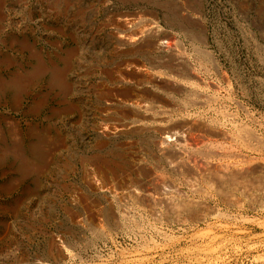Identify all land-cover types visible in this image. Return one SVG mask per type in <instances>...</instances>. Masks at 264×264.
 Wrapping results in <instances>:
<instances>
[{
	"label": "rangeland",
	"instance_id": "obj_1",
	"mask_svg": "<svg viewBox=\"0 0 264 264\" xmlns=\"http://www.w3.org/2000/svg\"><path fill=\"white\" fill-rule=\"evenodd\" d=\"M134 1L0 0V264H51L58 250L61 264H264V0H200V13L193 0ZM150 3L179 26L160 23L174 60L120 45ZM139 118L142 130L99 133ZM172 124L200 151L186 167L154 146Z\"/></svg>",
	"mask_w": 264,
	"mask_h": 264
},
{
	"label": "bare ground",
	"instance_id": "obj_2",
	"mask_svg": "<svg viewBox=\"0 0 264 264\" xmlns=\"http://www.w3.org/2000/svg\"><path fill=\"white\" fill-rule=\"evenodd\" d=\"M42 1V0H41ZM134 1V0H133ZM199 1L200 0H193V4H194V6H196V7H193V8H191V10L192 11H195V12H198V13H200V11L199 10H197V6L199 5H201V3H199ZM135 2V1H134ZM148 2V1H147ZM48 3V2H47ZM129 3V2H128ZM191 3V2H190ZM189 3V4H190ZM198 4V5H197ZM150 6L151 7H154V9H151L150 10V13H149V18L147 19V24L146 25H144V26H139V27H134V22L132 23V21H130V25H133V28H134V32L133 33H123L122 34V36H121V34H120V36H121V39H124V40H127L128 42H129V44H120L121 46H126V47H128L129 48V50H131V51H134L136 48L135 47H133V45H136V44H141L142 46H144V48L142 49V48H140L139 47V50H138V48H137V50H138V53H142L143 51H145V52H153V53H164V54H166L165 55V57H167L169 60H174V55H173V52H172V49H173V47H172V45H170L169 43H171V41L169 42V41H166L165 40V37H164V35H163V33H164V30H166V29H164L163 27H161L160 26V23L161 22H163L167 27H168V29L170 30H174V28H178L179 26H178V24H176V23H174V22H170V21H168V20H166L165 18H163V19H161L160 18V16H159V14H158V10L156 9L157 7H162L163 9H164V7L163 6H157L156 7V5L155 4H151L150 3ZM9 9V8H8ZM48 9V8H47ZM161 9V8H160ZM167 9V8H166ZM165 9V10H166ZM51 10V9H50ZM166 13V12H165ZM173 13H174V11H173ZM3 14V13H2ZM121 14V13H120ZM164 15V14H163ZM120 16H122V15H120ZM126 16V15H125ZM170 16V15H169ZM3 17V16H2ZM119 18V17H118ZM124 18L125 17H123V19H119L120 21H122V20H124ZM127 18V17H126ZM126 18H125V20H126ZM166 18H167V15H166ZM176 18V17H175ZM128 19V18H127ZM118 20V21H119ZM131 20V19H130ZM177 20V19H176ZM184 20V19H183ZM186 20V19H185ZM173 21V20H172ZM179 21V20H178ZM124 22V21H123ZM129 22V21H128ZM127 22V20L125 21V23H128ZM176 22V21H175ZM121 24H122V22H120ZM125 23H123L124 25H125ZM120 24V25H121ZM127 25V24H126ZM125 25V26H126ZM199 25V24H198ZM202 25V24H201ZM122 26V25H121ZM120 26V27H121ZM124 27V26H123ZM127 27V26H126ZM130 28V26L128 27V29ZM180 28H181V26H180ZM201 28V27H200ZM199 28V29H200ZM202 28H203V26H202ZM201 28V29H202ZM120 29H122V28H120ZM123 30V29H122ZM192 30V29H191ZM188 31V30H187ZM201 31V30H200ZM202 31H205V30H202ZM201 31V32H202ZM124 32V31H123ZM127 32V31H126ZM170 32V31H169ZM174 32V31H173ZM186 32V31H185ZM192 32V31H191ZM264 32V31H263ZM178 33V32H177ZM195 33V32H194ZM203 33V32H202ZM201 33V34H202ZM182 34H184V33H182ZM190 34V33H189ZM173 35V34H172ZM187 35V34H186ZM174 36V35H173ZM200 36V35H199ZM202 36H204V35H202ZM196 37H197V35H196ZM193 38L197 43H203V41L205 42L206 41V38L205 37H203L204 38V40L201 38V37H197V38ZM176 40V39H175ZM192 40V39H191ZM264 40V39H263ZM1 42V41H0ZM179 42V41H178ZM259 43V42H258ZM257 43V44H258ZM206 45V44H205ZM11 46V45H10ZM2 47V46H1ZM195 49V48H194ZM130 51V52H131ZM136 51V50H135ZM137 52V51H136ZM202 52H204V51H202ZM38 54V53H37ZM202 54V58L204 57V58H207V59H212L211 58V55H210V53H204V55H203V53H201ZM161 56V55H160ZM159 56V57H160ZM72 57V56H71ZM176 57H177V55H176ZM73 58V57H72ZM162 58V57H161ZM183 58V57H182ZM203 58V59H204ZM68 59V58H67ZM66 59V60H67ZM158 59V58H157ZM160 59V58H159ZM176 59H178V58H176ZM184 59V58H183ZM214 59V58H213ZM1 60V59H0ZM5 60V59H4ZM68 61H70V60H68ZM68 61H67V63H68ZM178 61L179 62H181L179 59H178ZM207 61V60H206ZM216 61V60H215ZM165 62H167V61H165ZM169 62V61H168ZM217 62V61H216ZM215 62V63H216ZM186 63V62H185ZM215 63H213V64H215ZM168 64V63H167ZM208 64V63H207ZM217 64V63H216ZM153 65V64H152ZM151 65V66H152ZM155 65V64H154ZM165 63H164V61H158L157 62V64L155 65V66H153V67H165ZM181 65H182V63H181ZM187 65V64H186ZM131 66V65H130ZM185 66V65H184ZM169 67V66H168ZM167 67V68H168ZM178 69L180 68V67H177ZM182 68V67H181ZM66 69H67V67H66ZM189 69V68H188ZM140 70V69H139ZM183 70V69H182ZM209 70V69H208ZM147 71V70H146ZM169 71V70H168ZM173 71V70H172ZM177 72H178V70H176ZM59 72V71H58ZM152 72V71H151ZM150 71H147V73L148 74H153V73H151ZM164 72V71H163ZM176 72V73H177ZM188 72V71H187ZM35 73V72H34ZM179 73V72H178ZM57 74V73H56ZM147 74V75H148ZM172 74V73H171ZM175 74V73H174ZM184 74V73H183ZM30 75V74H29ZM32 75V74H31ZM158 75V74H157ZM170 75V74H169ZM168 75V76H169ZM179 75V74H178ZM181 75V74H180ZM188 75V74H187ZM149 76V75H148ZM154 76V75H153ZM183 76V75H182ZM187 77V76H186ZM23 78V77H22ZM156 78H158V79H160V78H163V77H156ZM165 78H169V79H172V80H178L177 79V77H165ZM183 78V77H182ZM13 79V78H12ZM20 79V78H19ZM24 79V78H23ZM28 79V78H27ZM26 79V80H27ZM33 79V78H32ZM164 79V78H163ZM191 79V78H190ZM3 80V79H2ZM16 80V79H15ZM25 80V79H24ZM150 80H153V81H155V78H149V81ZM168 80V79H167ZM184 80V79H183ZM182 80V81H183ZM193 80V79H192ZM206 81V80H205ZM6 82V81H5ZM24 82V81H23ZM161 82H163V81H161ZM179 82H180V80H179ZM178 82V83H179ZM184 82V81H183ZM219 82V81H218ZM154 83V82H153ZM160 83V82H159ZM167 83V82H166ZM182 83V82H181ZM187 83V82H186ZM209 83V82H208ZM171 84V83H170ZM180 84V83H179ZM190 84V83H189ZM184 85V84H183ZM0 86H2V85H0ZM148 86V85H147ZM186 86V85H185ZM184 86V87H185ZM209 86V85H208ZM181 87V86H180ZM187 87V86H186ZM191 87V86H190ZM217 87V86H216ZM212 88H213V86H212ZM25 89V88H24ZM138 89V88H137ZM148 89V88H147ZM154 89H156V87L154 88ZM165 89V88H164ZM182 89V88H181ZM196 89V88H195ZM163 90V89H162ZM194 90V89H193ZM151 91V90H150ZM159 91V90H158ZM141 92V91H140ZM154 91H152V93H153ZM192 92V91H191ZM194 92V91H193ZM195 93V92H194ZM210 94V93H209ZM208 94V95H209ZM171 95V94H170ZM188 95H189V93H188ZM198 95V94H197ZM145 96V95H144ZM146 96H149V95H146ZM200 96V95H199ZM197 97V96H196ZM195 97V98H196ZM143 98V97H142ZM158 98V97H157ZM163 98V97H162ZM139 99V98H138ZM194 99V98H193ZM208 99V97L206 98V100ZM210 99V98H209ZM215 99V98H214ZM213 99V100H214ZM153 100V99H152ZM199 100V99H198ZM216 100V99H215ZM135 101V100H134ZM139 101V100H138ZM137 101V102H138ZM142 101H143V99H142ZM142 101H140V103H137L136 101H135V105H133V108L135 107L136 109H139L140 110V112H143V113H147L148 114V112H153V110H155L156 108L155 107H153V106H151V105H149V104H141V102ZM196 101V100H195ZM154 102V101H153ZM194 102V101H193ZM150 103H152V102H150ZM189 103V102H188ZM204 103H206V102H204ZM173 104V103H172ZM187 104V103H186ZM193 104V103H192ZM196 104V103H195ZM202 105V104H201ZM208 105V104H207ZM171 106V105H170ZM193 107V106H192ZM244 107V106H243ZM163 108V107H162ZM182 109V108H181ZM213 109V108H212ZM135 110V109H134ZM224 110V109H223ZM136 111V110H135ZM189 111V110H188ZM163 112V111H162ZM157 113V112H156ZM166 115L165 116H167V113H166V111L164 112ZM206 113V112H205ZM216 113V112H215ZM228 113V112H227ZM171 114V113H170ZM193 114V113H192ZM218 114V113H217ZM223 114V113H222ZM138 115H139V113H138ZM224 116V115H223ZM2 117V116H1ZM133 117V116H132ZM190 117V116H189ZM211 117V116H210ZM135 118V117H134ZM155 118V117H154ZM165 118V117H164ZM171 118V117H170ZM189 119V118H188ZM152 120V119H151ZM191 120V118L189 119V121ZM131 121V120H130ZM149 121V120H148ZM158 121V120H157ZM173 121V120H172ZM124 122V121H123ZM174 122V121H173ZM188 122V121H187ZM199 122V121H198ZM212 122V121H211ZM215 122V121H214ZM218 122V121H217ZM196 123V121H191V122H188L187 123V128H188V126H193L194 124ZM203 122H201V124H202ZM205 123V122H204ZM207 123V122H206ZM7 124V123H6ZM123 125L122 126H120L119 128L117 127V128H114V129H108V128H101V131L99 130V133H101L103 136H108L109 134H114V135H117V134H120V133H122V132H125V131H127V130H131V129H138V128H141V130L143 129V128H145V127H143V126H145V124H147L146 123V119H141V118H139L138 120H134V121H131V122H128V123H122ZM176 124V123H175ZM180 124H182V123H180ZM180 124H178L179 126H180ZM222 124V123H221ZM225 124V123H224ZM238 124V123H237ZM9 125V124H8ZM170 125V124H169ZM173 125V124H172ZM182 125H185L186 126V123H184V124H182ZM202 125H204V124H202ZM211 124H209V126H210ZM109 126V125H108ZM151 126V125H150ZM195 126H200V125H195ZM207 126V125H206ZM217 126V125H216ZM11 127V126H10ZM143 127V128H142ZM211 127V126H210ZM249 127V126H248ZM183 128V127H182ZM216 128V127H215ZM179 129H181L180 127H179ZM200 130H199V132L201 131V128H199ZM203 129V128H202ZM219 129V128H218ZM148 130H149V128H148ZM155 130V129H154ZM192 129H190V131H191ZM194 130V129H193ZM203 130H205V129H203ZM207 130V129H206ZM209 130H211V132L213 131V132H218V133H222V136L223 135H225V131H223L222 129H220L219 131L217 130V129H212V128H210ZM243 130V129H242ZM1 132L3 131V130H0ZM189 131V132H190ZM138 132H139V130H138ZM210 132V131H209ZM154 133H156V137L154 138L155 140H154V146H155V149H156V151L160 154V155H162V156H168V155H170V156H172L173 158H171V159H173V160H171L170 161V167H173V168H180L181 166L182 167H186V164L187 163H185V158H186V156L189 154L190 155V157H191V155L192 154H194V153H196V152H200L198 149H194V147H193V149L194 150H190V149H188V150H186V149H184V147H183V141L186 139V137H187V135H189V133H188V131H186V129L185 130H178L177 129V126H175V125H173V126H161L160 128H158V129H156L155 130V132ZM191 133V132H190ZM238 133V132H237ZM236 133V134H237ZM246 134V133H245ZM192 135V134H191ZM191 135H190V137H191ZM219 135V134H218ZM194 136V135H193ZM198 136V135H197ZM200 136V135H199ZM239 136V135H238ZM1 137V136H0ZM4 137V136H3ZM109 137H110V135H109ZM227 137H228V135H227ZM230 137L231 138H233L231 135H230ZM240 137V136H239ZM241 138V137H240ZM4 139H6V138H4ZM18 139V138H17ZM194 139H195V137H194ZM215 139V138H214ZM249 139H251V137H249ZM190 140H191V138H190ZM193 140V139H192ZM225 140V139H224ZM201 141H202V139H201ZM223 141V140H222ZM20 142V141H19ZM197 142H199V141H197ZM218 142V141H217ZM185 143H186V141H185ZM61 144V143H60ZM195 145H196V143H194ZM218 144V143H217ZM245 144V143H244ZM189 145V144H188ZM193 145V144H192ZM200 145V144H199ZM199 145H197V146H199ZM211 145V144H210ZM221 145V144H220ZM185 146H187V145H185ZM230 146V145H229ZM152 148V147H151ZM154 148V147H153ZM196 148V147H195ZM200 148V147H199ZM210 148V147H209ZM216 148V147H215ZM192 149V148H191ZM211 149V148H210ZM6 150V149H5ZM204 150V149H203ZM215 150V149H214ZM213 150V151H214ZM205 151H207V150H205ZM6 152H7V150H6ZM11 152V151H10ZM212 152V151H211ZM214 152H216V151H214ZM14 154H15V152H13ZM204 153V152H203ZM213 153V152H212ZM219 153V152H218ZM205 154V153H204ZM206 155V154H205ZM207 155H212L211 153L210 154H208L207 153ZM206 155V156H207ZM194 156H195V154H194ZM194 156H192L193 158H194ZM202 156V155H201ZM191 157V158H192ZM196 157V156H195ZM223 157V156H222ZM168 158V157H167ZM197 158V157H196ZM162 159V158H161ZM199 159V158H198ZM205 159V158H204ZM256 160H257V158H256ZM194 161H195V158H194ZM204 161V160H203ZM241 161V160H240ZM196 162H197V159H196ZM199 162H200V160H199ZM191 163H192V161H191ZM194 163V162H193ZM213 163V162H212ZM236 163V162H235ZM194 164H196V163H194ZM210 162L209 163H205L204 162V170H208L209 172H207V173H210L211 172V168H210ZM187 165H189V164H187ZM198 165V164H197ZM201 166H202V164H200ZM216 165V164H215ZM224 165V164H223ZM229 165V164H228ZM231 165V164H230ZM195 166V165H194ZM201 166H200V168H201ZM220 166V165H219ZM231 166H233V165H231ZM260 166V165H259ZM215 167H217V166H215ZM221 167V166H220ZM227 167H229L230 168V166H227ZM187 168H189V166L187 167ZM198 169H199V167H197ZM202 168H203V166H202ZM201 168V169H202ZM182 169V168H181ZM214 169H216V168H214ZM222 169V168H221ZM220 169V170H221ZM240 169V168H239ZM242 169V168H241ZM98 170H100V169H98ZM98 170H94L93 172H94V174H95V176L96 175H98L99 177L101 176V172L102 171H98ZM171 170V169H170ZM188 170V169H187ZM219 170V171H220ZM224 170H225V168H224ZM247 170V169H246ZM192 171H194V170H192ZM214 171V170H213ZM218 170H216V172H217ZM218 171V172H219ZM222 171H223V169H222ZM231 171V170H230ZM171 172H172V170H171ZM184 172V171H183ZM183 172H180V173H183ZM190 172V171H189ZM200 172H202V171H200ZM221 172V171H220ZM240 172V171H239ZM176 173H178V172H176ZM192 173V172H191ZM203 173V172H202ZM212 173V172H211ZM227 173V172H226ZM231 173H234L233 171L231 172ZM229 174V173H227V175L226 176H228V178L230 177L229 175H232V174ZM147 174H148V177L149 178H151V177H153V175L151 174V172L150 171H148L147 172ZM188 174H190V173H187V175ZM193 174V173H192ZM191 174V175H192ZM197 174V173H196ZM213 174H215V172L213 173ZM229 174V175H228ZM204 175V174H203ZM211 175V174H210ZM209 174L207 175V178L210 176ZM244 175V174H243ZM182 176V175H181ZM215 176V175H214ZM217 176V175H216ZM215 176V177H216ZM220 176V175H219ZM219 176H217V177H219ZM236 176H237V174H236ZM239 176V175H238ZM245 176H247V175H245ZM203 177H205V175L203 176ZM216 177V178H217ZM221 177V176H220ZM234 177V176H233ZM244 177V176H243ZM228 178H226V180L228 179ZM191 179V178H190ZM222 179V178H221ZM232 179V178H231ZM151 180V179H150ZM189 180V179H188ZM223 180L225 181V179H224V177H223ZM222 180V181H223ZM239 180V179H238ZM262 180V179H261ZM152 181V180H151ZM213 181H215V180H213ZM241 181V180H240ZM191 182V184H193V182L192 181H190ZM203 182H204V180H203ZM217 182V181H216ZM230 182V181H229ZM235 182V181H234ZM260 182V181H259ZM261 182H263V181H261ZM97 183V182H96ZM245 183V182H244ZM167 183H166V181L164 180V181H161V182H157V183H155V185H156V187H155V185H154V190L155 189H163L164 187H165V185H166ZM188 184H190L189 182H188ZM225 184V183H224ZM230 184V183H229ZM233 184V183H232ZM263 184V183H262ZM211 185V184H210ZM215 185V184H214ZM213 185V186H214ZM197 186V185H196ZM233 186V189H234V185H232ZM169 187H171V186H169ZM169 187H167V188H169ZM237 186L235 185V190L237 189L236 188ZM105 188V187H104ZM136 188V187H135ZM191 188V187H190ZM199 188V187H198ZM248 188V187H247ZM144 189V188H143ZM146 189V188H145ZM194 189H195V187H194ZM202 189V188H201ZM200 188H199V190H201ZM101 190V189H100ZM219 190V189H218ZM255 190H257V189H255ZM106 191V190H105ZM162 191V190H161ZM174 191V190H173ZM226 191H228V190H226ZM263 191V190H262ZM130 194H132L133 196H135V197H138V196H140L141 194H144V193H142L143 192V190H138L137 191V189H134V188H130L129 189V191H128ZM175 192V191H174ZM194 192H197V190L196 191H194ZM202 192V191H201ZM229 192V191H228ZM251 192V191H250ZM164 193V192H163ZM198 193V192H197ZM200 194H202V193H200ZM208 194V193H207ZM160 195V194H159ZM145 196H147V197H150V199H152V202H153V204L151 203V205H153L154 206V208H156V207H158V205L159 204H164L165 206H167L169 209H172V210H176V209H178V208H176L177 207V203H176V201H175V197L173 196V197H171V196H166L165 195V197H160V198H157V199H155V198H153L152 197V195H151V193H145ZM158 196V195H157ZM164 196V195H163ZM253 196V195H252ZM141 197V196H140ZM208 197V196H207ZM254 197V196H253ZM149 199V200H150ZM189 199V198H188ZM141 200V199H140ZM145 200V199H144ZM187 200V199H186ZM191 200V199H190ZM180 202V201H179ZM182 202H183V200H182ZM185 202V201H184ZM184 202L183 203H181V205L183 204L184 205ZM203 202V201H202ZM258 202H260V201H258ZM191 204V203H190ZM153 206H152V208H153ZM204 206V205H203ZM189 207V206H188ZM193 207V206H192ZM195 207V206H194ZM179 208H181V207H179ZM168 209V210H169ZM149 210V209H148ZM151 210V209H150ZM153 210V209H152ZM155 210V209H154ZM157 210V209H156ZM190 210V209H189ZM179 213H180V211L179 210H177ZM172 212H174V211H172ZM152 213V212H151ZM150 213V214H151ZM176 213V212H175ZM148 214V213H147ZM156 214H158V213H156ZM167 214V213H166ZM174 215V214H173ZM177 215V214H176ZM154 216V215H153ZM179 216H181V214H179L177 217H178V219H179ZM184 218V217H183ZM156 219H158V218H156ZM183 220V219H182ZM73 236V235H72ZM204 236V235H203ZM74 237V236H73ZM70 241V240H69ZM71 242V241H70ZM77 243V242H76ZM50 255V254H49ZM50 260H51V264H61L62 262L64 263V253H63V251L61 252L60 250H58V252L57 253H52L51 254V256H50ZM80 259L81 260H83L84 258L83 257H80ZM85 260V259H84ZM39 262V261H38ZM40 264H47L46 262H42L41 261V263Z\"/></svg>",
	"mask_w": 264,
	"mask_h": 264
}]
</instances>
